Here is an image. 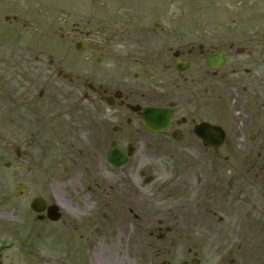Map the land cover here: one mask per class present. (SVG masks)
<instances>
[{"label":"flooded vegetation","instance_id":"obj_1","mask_svg":"<svg viewBox=\"0 0 264 264\" xmlns=\"http://www.w3.org/2000/svg\"><path fill=\"white\" fill-rule=\"evenodd\" d=\"M11 21L18 24L1 44L6 67L0 75L12 74L18 86L0 94L6 108L0 119V186H39L46 190L37 197L53 202L47 189L68 178L55 175L45 160L56 149L61 166L72 152L95 156L88 180L96 187L109 183L113 203L132 222L130 232L100 234L99 246L86 245L83 264H264V36L247 41L229 29L204 45L196 36L166 30L159 20L153 31L125 36L92 17L61 35L75 41L77 34L84 42L82 84L47 83L36 95L31 77L42 61L38 47L30 36L26 43L20 30L17 35V27H33L17 17ZM149 22L133 19L125 26ZM10 34L14 41H8ZM218 54L223 64L208 67L206 56ZM49 66L67 80L65 58L51 56ZM22 76L30 77L29 86L19 85ZM153 109L159 116L147 113ZM146 120L161 130L149 129ZM211 126L223 130L220 146L201 136L209 137ZM111 152L126 163L110 167ZM162 170L166 178L153 183ZM152 203L173 205L175 212H152ZM134 231L145 237L142 255L135 256L136 245L128 244ZM114 247L125 259L118 261Z\"/></svg>","mask_w":264,"mask_h":264},{"label":"rangeland","instance_id":"obj_2","mask_svg":"<svg viewBox=\"0 0 264 264\" xmlns=\"http://www.w3.org/2000/svg\"><path fill=\"white\" fill-rule=\"evenodd\" d=\"M156 4L160 5V14L165 15L167 26L172 27L170 29H176L183 35L196 36L204 44L208 43L211 37L224 36L228 28L242 34L247 41L251 36L257 35L261 39V35H264V0H0V42L5 41L3 39L5 34L10 31L16 32L18 23L11 21L13 17H17L20 21H27L33 28L25 29L19 26L17 35L20 30L23 32V40L26 43L30 36L32 44L38 47V54L42 61L38 63L37 74L31 77L38 88L36 95L47 83H69L56 76L55 69L49 66V55H53L60 61L65 58V61L77 63L66 70L70 69L72 72L73 81L71 83L81 85L82 67L79 65L80 71H78V63L82 62L84 56L75 49L70 39L61 38L62 33H69L75 23H80L90 17L103 16L104 27H107L106 23H120L124 27H121L119 31L124 30L122 33L127 36L130 32L125 22L146 18V16L155 19L153 16L154 9L157 8ZM100 9H102L101 13L98 12ZM6 16L10 17L7 23L4 21ZM149 25L148 27H140V24L134 25L135 34H141V31L146 29L153 30V22H149ZM114 31L115 29H110V33ZM10 35L12 39L9 38L8 41H14V35ZM131 35H134L133 32ZM1 44L0 69H4L6 64H3V61L6 57L1 59L4 51L1 50ZM10 51H13V47ZM72 68L76 69L72 71ZM27 78L30 79L25 76L21 79L18 77L19 85L29 86L30 82H27ZM9 85L16 86V88L18 86L13 82V75L6 77L0 75V94L5 92V88ZM83 92L82 87L80 95L82 117L83 108L86 105L83 103ZM5 110L6 108L0 104V119ZM35 153L41 156L39 151ZM59 153L56 149L51 159L45 160L44 163L53 166L52 170L55 175H66L68 178V181L62 183L54 182L47 189V194L62 208L61 221L39 222L30 210L31 199L41 195L42 190H46L45 188L29 185L26 195L17 199L13 195L15 189L13 185L0 186V264H82L84 244L88 245L93 242L99 246L101 240L98 235L100 234L115 233L117 230L131 231L128 225L132 219L121 215L124 211L121 204L104 198V193H111L110 185L98 188L92 184L91 180H88V176L95 171V156L80 157L72 152L75 156L70 155V160L61 166L59 162L62 157ZM0 168L1 171H5L3 164ZM9 172L11 171L7 173ZM38 172L41 175L45 174V171L41 169ZM165 178L166 172L159 171L153 183ZM150 208L152 212H175L174 206L167 203H152ZM96 211L104 213V219L92 215ZM105 225H110V228L107 229ZM134 227L136 231V226ZM135 231L131 234L128 244L130 248L136 245L133 254L137 256L143 254L141 244L144 243L145 237L139 238ZM114 249L116 250L117 247ZM123 254L126 253L117 249L114 255L118 261H122L125 259ZM151 254L153 255L154 252ZM152 259L155 263L161 260L154 257Z\"/></svg>","mask_w":264,"mask_h":264},{"label":"water","instance_id":"obj_3","mask_svg":"<svg viewBox=\"0 0 264 264\" xmlns=\"http://www.w3.org/2000/svg\"><path fill=\"white\" fill-rule=\"evenodd\" d=\"M78 49L79 50H82V47H80V46H78ZM217 58V57H216ZM210 61V58H208V62ZM220 63L222 62V60H220L219 61ZM148 126H151V127H153V125H148ZM222 133V131L219 129V128H214V130H212L211 129V131H210V136H209V140H211V141H215L216 143H215V146H218L219 145V142H221V140H222V138H223V136H222V134H221V136H219L218 134L219 133ZM204 136V138L207 140L208 139V137H207V135L205 134V135H203ZM219 141V142H218ZM218 142V143H217ZM23 190V188H19L18 190H17V194H20V191L21 190ZM32 207H33V209L35 210V211H37V212H40V211H43L44 209H45V204H43V202L41 201V200H35L34 202H33V204H32ZM50 218L52 219V220H59V218H60V215H58L55 211H53V212H50Z\"/></svg>","mask_w":264,"mask_h":264}]
</instances>
